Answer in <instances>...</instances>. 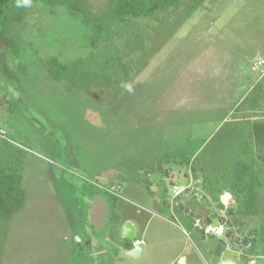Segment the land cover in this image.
Here are the masks:
<instances>
[{
  "label": "rangeland",
  "instance_id": "374dc122",
  "mask_svg": "<svg viewBox=\"0 0 264 264\" xmlns=\"http://www.w3.org/2000/svg\"><path fill=\"white\" fill-rule=\"evenodd\" d=\"M108 1L90 0L95 10ZM8 14L5 34L13 39L20 35L21 43L19 55L0 45V63L4 53L17 75L9 77L0 65V123L7 140L22 152L27 203L0 228L25 231L17 241L21 249L32 253L39 245L43 256L41 251L52 245L57 262L82 264L87 260L81 258L74 233L97 229L89 219V194L102 193L109 183L116 187L128 181V190L119 198L122 206L133 210L128 200L143 205L154 199L153 187L160 188L170 205L172 181L165 174L172 159L194 158L198 170L190 180L192 188L180 200L189 207L202 203L223 210L224 216H219L224 226L241 229L240 216L228 213L240 199L225 204L209 189L215 178L224 182V165L216 163L212 153L223 131L203 144L230 103L259 76L264 81V65L253 68L255 60L264 59V0H205L194 12L173 8L135 21L134 26L145 29L148 42L123 84H131L132 92L123 85L85 92L49 74L50 55L69 61L87 54L92 31L80 17L61 6L45 7L39 0L21 2ZM260 111L264 114V108ZM123 196L128 200L122 201ZM162 208L173 219L169 208ZM259 216L250 218L246 234L259 231ZM177 219L181 225H168L171 240H185L183 229L194 238L195 231L181 222V216ZM67 232L71 235L65 241L60 234L68 236ZM261 233L255 236L259 247ZM49 234H57L56 242H41ZM197 244L205 249L201 240ZM258 246L254 248L260 252ZM262 252L240 264H264ZM109 260L118 264L113 256Z\"/></svg>",
  "mask_w": 264,
  "mask_h": 264
},
{
  "label": "trees",
  "instance_id": "16d2710c",
  "mask_svg": "<svg viewBox=\"0 0 264 264\" xmlns=\"http://www.w3.org/2000/svg\"><path fill=\"white\" fill-rule=\"evenodd\" d=\"M39 1L49 8L61 6L69 15L80 17L84 24L91 26L92 33L88 40L86 55L63 61L59 55L53 54L46 60L48 72L54 79H63L70 86L88 92L93 88L123 85L133 74L134 65L148 42L145 29L134 26L135 21L173 8L186 7L187 11L194 12L205 0H109L97 10L93 8L90 0ZM21 2L24 0H0V45L3 48H11L15 55L20 53L21 36L19 35L17 39L10 38L5 34L4 25L10 18L9 9ZM1 56L0 65L3 71L11 78L17 77L5 61L4 53ZM242 104L258 110V113L264 116L260 111L264 108L262 81L253 85ZM247 122L250 121H237L235 130H229L227 126L232 123L227 122L221 127L220 132H229L230 135H219L212 149L214 161L222 162L224 165L222 169L224 182L221 185L222 182L215 178L216 184L212 188L209 187L211 195L219 201L223 190H227L241 197L238 207L230 208L228 211L229 214L236 216L258 215L262 206L259 197L261 181L256 171L254 150L246 138L241 139L242 136L235 135L242 130L243 126L240 125ZM190 161L191 159L183 162L190 164ZM192 171H196L193 164ZM23 173L24 159L19 147L0 137L2 225L11 222L14 215L27 203V191L22 184ZM111 219L117 223L120 221L117 213L113 214ZM260 230L261 239L264 241V220ZM259 231L256 230L255 236H258Z\"/></svg>",
  "mask_w": 264,
  "mask_h": 264
},
{
  "label": "crops",
  "instance_id": "0c3cea01",
  "mask_svg": "<svg viewBox=\"0 0 264 264\" xmlns=\"http://www.w3.org/2000/svg\"><path fill=\"white\" fill-rule=\"evenodd\" d=\"M253 68L255 70H258V68H255L254 66ZM262 78L263 75L259 76L256 83L258 81H262L264 87V81ZM252 88L253 85H250L246 89L245 93L241 94L238 100H233V102L230 103V109L227 111L224 118L218 123L216 128L212 131L210 136H208V138L204 141L203 145H205V143L208 140L212 139L215 135H218L221 127L224 126L227 122L232 123L228 125L227 128L229 130H235L237 129V121H250L245 123V125H240L243 126L242 130L236 133L235 135L242 136L241 139L246 138L254 150V154L256 157V171L261 181V185L259 188V197L262 206L260 213L258 215L252 216L260 215L259 218H262V220H264V116L258 113V110L249 108L247 104H242V101L244 100L246 95L252 90ZM223 135H230V133L223 132ZM193 159H191L190 164L183 162L182 159L169 160L167 164V169L169 167H175V170H177L179 166L184 165L187 167V171L190 173V177L192 179L193 177H195V172L198 171H192V164H194L195 162L194 160V162L192 163ZM160 179L163 178L161 177ZM147 181L149 183L152 182L149 176ZM171 181L174 184L178 183L176 179ZM127 182L128 181H123L121 188L118 190H115L112 187H102V193L96 192L89 194L90 208L93 206L92 202L98 197L103 196L106 199L109 206V216L105 221L104 226L99 230L96 229L92 232L89 230L84 232L83 234L79 232L74 233V240L81 246V251L84 254L81 255L82 257H80L83 259L86 258L87 260L85 262H82V264H111L109 260L110 256H113L115 259H117L118 264H210L211 254L207 249V245H205L204 249L198 246L197 244L201 240V235L196 232L197 228L194 224V221L186 220L183 218V216H181V222L186 223L191 227V229L195 231L194 238L192 237V239H190L188 234L189 232L186 231V233L183 230V233L188 236L185 240H181L179 242L171 240L170 233L167 232L170 231L168 225H181V223L177 219V217L180 216L172 214L173 207H171L172 209L169 208L168 202L162 199L159 187H153L155 192L153 191L152 193L155 194L156 197L154 199H145L146 201L144 200L145 204L143 205L131 202L125 196L122 197V201L125 202L128 200L126 204H130L136 209L130 210L131 208H128L127 206H122L119 202V198H121V192H123L124 190H128L126 189ZM224 193L227 194L223 202L225 204H229L231 202L233 203L234 201H236L235 197L241 199V197H239L234 192L223 190L222 195ZM222 195L220 199H222ZM160 205L161 207L163 206L169 208L171 216H174L173 219H171V217H168L169 215L167 216L165 214L164 208L161 209ZM220 212H223V210H220ZM115 213H117L120 217V221L118 223L113 222L111 219L113 214ZM252 216L247 215L239 217L242 224L241 228L244 232H246L245 230L247 229V225H249L248 222L252 220L250 219ZM14 218L15 217H13L12 220H14ZM127 221L132 222L135 227V237L133 241H128L122 238V229ZM176 221L178 222V224L176 223ZM107 222H109L108 226L109 228L111 227V231L109 230L108 226L107 229L105 227ZM244 224L246 226H244ZM35 232L37 233V231ZM26 234L27 233L25 231H18L16 229H9L3 231V229L0 228V264H62L56 261V256L52 245H49L46 249L41 251L43 253V256H39V245L35 244V242L34 244L36 246L38 245V251L35 250L31 253V251L27 252L21 249V246L18 245L20 241L19 237H23ZM56 235L51 238L52 235L49 234L47 239L44 238L43 241H41L40 239L39 240L41 242H45L46 244L55 243L57 239ZM67 235L68 236H66V233L60 234L61 238L65 236V241L69 239L71 233L67 232ZM44 237H47V235H44ZM102 237L104 238L102 239ZM109 242L113 244V246L108 245ZM257 242L258 241L256 240V247L258 246ZM136 243L144 244V251L142 255L137 258L127 255V250L132 248ZM258 248H260V252H258V249H255V252L253 253L246 252L241 262H243L244 259L254 260L256 256L260 255L261 250L263 251L261 257L264 258L263 240L261 242L260 247L258 246ZM36 258H40V260H36ZM180 258L181 263H178V259Z\"/></svg>",
  "mask_w": 264,
  "mask_h": 264
},
{
  "label": "water",
  "instance_id": "95a60500",
  "mask_svg": "<svg viewBox=\"0 0 264 264\" xmlns=\"http://www.w3.org/2000/svg\"><path fill=\"white\" fill-rule=\"evenodd\" d=\"M165 175L167 179H176L178 183L184 185H189L191 179L190 173L187 171V167L184 165L179 166L177 170H175V167H169L166 170ZM159 182L163 183L164 179H160ZM173 184L174 183H171V186ZM109 187L118 190L121 188V185H117L115 187L113 183H109ZM181 195L171 199L169 208L173 207L175 203L177 204L179 202ZM226 195V193L222 195L223 202ZM92 203L93 206L89 210V219L93 222V225H95L97 229H101L109 216L108 203L103 196L98 197ZM180 209L184 211L186 218H188L190 221L201 219L202 227L207 225L219 227L220 225H223V234L221 235H217L215 233H205L201 227L196 230V232L201 235V241L207 245V249L211 254L210 264H231L242 261L244 251L240 248H236L234 244L235 240L231 237L232 229L225 227L223 218L218 217L221 214L220 210H218L216 207H211L210 209H205L203 214H200L195 213L194 210L190 209V207H185L184 205H181ZM95 220L97 223L94 222ZM134 237L135 227L132 222L127 221L122 229V238L128 241H133ZM246 238L247 237H245V240ZM252 241H256L255 238H252ZM143 251L144 244L136 243L132 248L127 250V255L137 258L142 255Z\"/></svg>",
  "mask_w": 264,
  "mask_h": 264
},
{
  "label": "flooded vegetation",
  "instance_id": "af4514ba",
  "mask_svg": "<svg viewBox=\"0 0 264 264\" xmlns=\"http://www.w3.org/2000/svg\"><path fill=\"white\" fill-rule=\"evenodd\" d=\"M192 186L193 185H191L189 188H187L185 192H187L189 189H191ZM181 205H184L185 207H189V206H186L185 203L182 202V200H179V202L177 204L175 203L173 205V212H172V214L179 215V216H183L184 219L189 220L188 218H186V214L184 213V211H182L180 209L181 208ZM211 207H213V206H211L209 204L207 206H205V205H202V203H201V204H197V206L190 207V209L191 210H194L195 213L203 214V212L205 211V209H210ZM196 228L198 229L199 227H196ZM231 237L235 240V243L234 244H235L236 248H240V249H242L244 251V254L242 256L243 258L245 256L247 250L248 251H254L255 250L254 244H255L256 241H252V238H255V240H256L255 235H251V234L248 235V234H246V232H244L242 230V228L241 229H237L234 226V229H232ZM245 237H247L246 240H245ZM240 263H241V261L240 262H237V263H231V264H240Z\"/></svg>",
  "mask_w": 264,
  "mask_h": 264
},
{
  "label": "built area",
  "instance_id": "2783aa9c",
  "mask_svg": "<svg viewBox=\"0 0 264 264\" xmlns=\"http://www.w3.org/2000/svg\"><path fill=\"white\" fill-rule=\"evenodd\" d=\"M263 65H264V59L263 58L262 59L260 58V59L254 61V67L255 68H259ZM6 134H7L6 128L4 126H2L0 123V137L7 139ZM188 187H189V185H184V184H180V183L173 184L172 185V191H173L172 199H174L178 195L183 194ZM194 224L196 227H199V228L201 227L205 233H215L217 235L223 234V225H220L219 227H212L210 225L202 227V220L201 219H196L194 221ZM183 230H184V232H186L185 229H183Z\"/></svg>",
  "mask_w": 264,
  "mask_h": 264
},
{
  "label": "clouds",
  "instance_id": "9594fccd",
  "mask_svg": "<svg viewBox=\"0 0 264 264\" xmlns=\"http://www.w3.org/2000/svg\"><path fill=\"white\" fill-rule=\"evenodd\" d=\"M29 0H24V4H28ZM123 87L128 91V92H132L133 91V87L131 84H125L123 85Z\"/></svg>",
  "mask_w": 264,
  "mask_h": 264
}]
</instances>
